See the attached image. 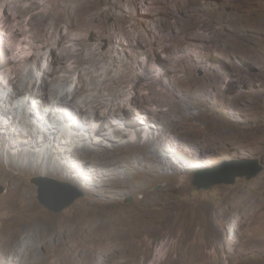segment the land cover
Returning <instances> with one entry per match:
<instances>
[{
    "label": "rangeland",
    "instance_id": "1",
    "mask_svg": "<svg viewBox=\"0 0 264 264\" xmlns=\"http://www.w3.org/2000/svg\"><path fill=\"white\" fill-rule=\"evenodd\" d=\"M32 1L34 11L28 10ZM83 1L97 13L91 24L69 22L66 7L73 0H0V99L6 101L13 89L25 91L22 79L35 74L41 79L37 89L44 85L52 104L49 109L38 94L28 105L19 106L14 98L2 102L0 110L10 106L18 112L0 117V130L15 118L13 130L22 119L30 122L36 115L46 120L50 114L48 125L60 130L56 137L64 142L45 146L54 148L61 162L55 173L46 170L47 163L22 170L4 157L17 150L0 141V235L5 202L13 197L24 209L19 220L31 221L26 199L13 192L14 180L32 189L30 203L47 220L24 229L23 252L0 255V264L66 263L63 249L69 241L59 233L47 248L45 231L70 230L80 222L90 227L96 220L124 227L141 215L155 221L168 211L169 201L186 209L196 221L195 232H203L208 219L216 226L218 244L208 249L202 264H229L244 251L241 234L253 220L264 221V30L259 32L264 0ZM90 53L96 60L85 62ZM105 80L112 89L104 90ZM59 88L80 90L67 98L68 110L65 103L52 101ZM96 96L92 108L77 113L82 101ZM27 138L25 129L24 136H15L16 141ZM232 161H257L263 170L251 180L237 178L208 190L194 185L196 172ZM41 176L68 183L83 196L60 212L51 211L39 202L33 183ZM27 245L33 249L25 250ZM180 245L179 238L161 239L145 264L176 257ZM247 251L245 264L264 262V247ZM106 264L128 262L116 256Z\"/></svg>",
    "mask_w": 264,
    "mask_h": 264
},
{
    "label": "bare ground",
    "instance_id": "2",
    "mask_svg": "<svg viewBox=\"0 0 264 264\" xmlns=\"http://www.w3.org/2000/svg\"><path fill=\"white\" fill-rule=\"evenodd\" d=\"M98 1L101 3L103 0H98ZM9 4H15V1H11ZM86 5L87 3L83 0H73V2L67 5L66 15L70 23L78 24V25L91 24L97 19V13L93 11V9L89 7V5L87 6ZM36 8H37V3L35 1H32L28 10L34 11ZM144 11L146 12L148 11V9H145ZM262 17L260 16V18ZM245 25H246L245 22H243L242 28H244ZM263 30L264 28L261 27V30L259 32H262ZM0 33H4V29L1 27V25H0ZM138 38H139L138 34H134V39H138ZM94 56L95 54L90 53L87 55L84 61L88 62L91 60L92 61L96 60ZM93 72L96 73V71ZM94 73H92L93 79H95V77L97 76ZM35 77H36L35 74L33 75L31 74V76L28 79L25 80L22 79L23 82L22 85L25 91L22 92L18 89L10 90L6 101L0 99V103L10 102V99L14 98L15 103H17L19 106H21V104L25 105V103L26 105H28L30 102H32L35 99L34 94H38V96L42 97V99L45 100V104H48V107L50 109V106L52 104L50 105L49 104L50 102H47L48 101L47 92L43 88L45 86L41 84V86L38 87L37 89L36 85L40 82L41 79L40 77L39 78L38 77L35 78ZM103 86H105L104 90L112 89V86L109 85L108 80L104 81ZM56 91H57V97H55V99H53L52 101L55 100L54 102H58V104L60 102L65 103L66 106H68L67 110L70 109L71 106V103L70 101L67 100V98H69L70 95H73V97L74 95L78 96V94L80 93V90H76L75 92L70 93L68 89L66 90L64 88L56 89ZM110 94L111 93H109L108 95ZM96 98L97 96L95 98L87 97L84 101L81 102V105H79L81 109L78 108L77 113L81 114L84 111L85 107L90 108L91 105L96 102ZM54 102H53L54 108L57 109L56 106L57 103ZM93 106L94 105H92V107ZM95 110H93V112ZM25 111H27V109ZM14 112L15 113L18 112V108L5 106V108H2L0 110V117L6 116V114L8 113L12 114ZM94 113L96 114V112ZM94 113L92 116H94ZM67 115H69V112L68 114L64 112V116L67 117ZM50 116L51 115L49 114L48 118H50ZM33 117H35V120L31 118L30 122L29 121L27 122L26 119H22L24 122L21 121L18 125L21 126V128H18L17 126L14 130L10 129L12 126L18 124V121L15 118L12 121L11 125L6 127L5 131L0 130V141L2 142V147L5 148L6 145H8V147L13 149L15 148V150H17V154H12L11 151L8 150L6 156L4 155V157H6L8 160L11 161H17V163L20 165V168L24 171H28V169L39 168V166L47 163L48 164L46 168L47 171L58 173L59 171L58 168L61 166V162L55 159L56 157L54 158V153H55L53 150L54 148L50 150L48 146L46 148L45 146L53 145L54 147L55 145L64 143L59 137H56V134L60 133V130H57V128L55 127H50L49 126L50 120L48 118L46 120L45 119L40 120V118H36V115H34ZM48 120H49V125H48ZM101 121L102 119L99 121L100 125H102ZM78 125L79 127H81V124L78 123ZM1 126L3 125L0 124V127ZM33 128H36L35 129L36 131H33ZM72 128H74L75 131L77 130L75 128V124L72 125ZM24 129L28 133L29 138L21 141L19 140L16 141L15 140L16 135L19 138L24 136ZM46 131H49V133H46ZM78 133L80 135V132ZM97 133H99V131H97ZM75 134L76 133L74 132V135ZM102 137L107 140H112V141L115 140V138L108 136L107 134H103ZM80 148L84 150L86 149V145H84L83 147H79V146L76 147V149H74L73 152L79 150ZM59 153L60 152L57 151L56 155L60 156ZM0 157H2L1 154ZM51 166H53L55 169L50 170ZM27 186H23L20 183H18V181L16 182V180H14L12 188L14 189L13 192H15V194H17L18 197H20L21 199H26L25 202L28 203L27 208L25 210L29 211L31 215L30 218L31 221L29 223H25L24 221L21 222V220H19L22 213L24 212L23 211L24 209L19 205L17 198L13 197L12 199H9L7 202H5V207H4L5 217H3V222H2L4 223V227L0 235V240H1L0 255L3 257H6L10 254L20 255L21 252H23L20 251L21 248L19 249V245L21 241L27 239L23 235L24 229L30 230V227H32L34 224H42V223L47 224V220H45V217L36 214L35 205L30 203V199L32 198L33 194H32V189ZM45 187L50 188L45 192L46 196L50 197L52 201L54 202L56 201L55 202L56 205H59L61 198H63L65 195L68 196V193L65 192L64 190H54L53 188H51V185H49V183L43 185V188ZM169 206L170 208L168 209V211H166L161 216H157V220L155 221L150 220V218L147 216L141 215V217H137L136 219H134L133 223L132 221H130L127 223L129 225H126L124 227H122L120 223L117 221L105 222L102 220H96L95 222L92 223V226L90 227H84L80 222L79 225H77V227L71 226L70 230L67 227L61 226V228H58L57 230H51L50 233L48 231H45L46 234L45 246L48 248L50 246L49 245V243L51 242L50 240L57 238L60 234L64 235L65 239L69 241V243H67V247L63 249V256L67 257L66 260L67 262L60 263L61 260L58 259L59 261L57 264H106L109 261V259L116 256H121V259H124L126 262H128V264H145L147 259L150 257V255L153 252L154 244L155 243L157 244L161 239L169 237V238H179V240L182 241V245H180V250H179L180 252L177 253L176 257L168 259L167 261L164 262L162 258L160 259L161 260L160 262H154L155 260L154 259L153 260L154 263L152 264H202L206 262L205 260L208 254L207 252L208 249L210 248L216 249V246L218 244L217 241L218 238L216 236L217 234L216 226L213 224L212 221H210L207 218L208 222L206 223V229L203 232H195L194 225L196 224V221H194V219L188 214L186 209L183 206L177 207V205H173L171 201H169ZM32 216L35 218H33ZM249 219H251L250 222H252V218ZM154 222L155 223L160 222L161 224H163V226L160 228L156 227L157 228L156 229L152 226ZM255 224H258L257 227L255 226ZM259 229H263V230L256 231ZM258 234H262V235H260L259 237L257 236ZM241 236L244 237L245 239L244 251L246 253L248 252L247 250L253 251V249H257V247L259 248V246L263 248L264 221L257 223L255 222V220H253L252 224L248 226V228L241 234ZM31 248L33 249V247H30L28 245L27 247L25 246V250H30ZM36 250L30 252H32L34 255V253L36 254ZM125 251L128 252L130 256H127L125 254ZM244 251L242 250L241 252L236 253V257L231 262H229V264H245ZM237 258H240L241 262L239 261L240 259ZM55 261L57 260L55 259L54 263ZM217 264H221V263L217 262ZM259 264H264V262H260Z\"/></svg>",
    "mask_w": 264,
    "mask_h": 264
},
{
    "label": "water",
    "instance_id": "3",
    "mask_svg": "<svg viewBox=\"0 0 264 264\" xmlns=\"http://www.w3.org/2000/svg\"><path fill=\"white\" fill-rule=\"evenodd\" d=\"M263 166L258 164L257 161L250 162H225L218 166H214L205 170V172H196L194 185L198 189H210L213 186L220 184H233L237 178L245 177L247 180L255 178L261 171ZM42 181H46L51 185L54 190H64L68 193L67 199H64L62 204L56 205L50 197H47L45 192L50 188H43ZM33 183L38 187V200L46 208L54 212H60L63 209L69 207L74 201L82 197V192L78 191L70 184L65 182H60L56 179L46 178V177H36L33 179ZM45 189V191H44ZM53 191V190H52ZM3 189L0 188V194Z\"/></svg>",
    "mask_w": 264,
    "mask_h": 264
}]
</instances>
